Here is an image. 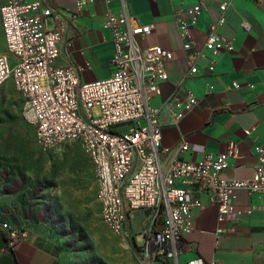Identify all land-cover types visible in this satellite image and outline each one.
Returning a JSON list of instances; mask_svg holds the SVG:
<instances>
[{
	"label": "built area",
	"instance_id": "obj_1",
	"mask_svg": "<svg viewBox=\"0 0 264 264\" xmlns=\"http://www.w3.org/2000/svg\"><path fill=\"white\" fill-rule=\"evenodd\" d=\"M116 1L118 13L109 12L104 23L115 46L112 74L91 82L81 79L74 63L58 65L63 27L50 28L47 21L59 19V11L44 0L2 4L5 52L0 53V88L12 82L25 99V116L36 126L42 151H57L71 142L83 146L96 171L103 221L117 234H128L143 224L141 246L136 244L135 249L139 262L148 264L178 257L186 250L184 239L195 230L194 212L205 209L195 192L218 207L221 223L236 212L239 193L264 195V146L258 148L257 164L247 179L224 176L230 158L238 154L235 145L216 155L193 148L204 154L201 161L167 160L172 151L184 153L190 147L184 140L173 148L163 146L162 110L173 106L178 112L176 119H180L199 100L190 92L183 99L173 98L163 109L151 107V100L162 94V84L170 79L168 65L176 55L159 45L143 47L141 41L153 34L155 25L143 24L132 14L131 0ZM93 2L80 0L78 8L85 9ZM204 8L202 2L181 4L174 13L189 77L198 74L200 62L214 72L221 55L233 50L232 41L221 33L228 3L220 6V16L204 44L194 38L192 30ZM78 17L71 15L75 21ZM243 25L250 29L248 23ZM233 86L239 88L238 83ZM95 108L100 110L98 118ZM255 209L248 207L246 213L251 215ZM261 209L264 211V205ZM3 227L9 229L11 242L20 239L8 224Z\"/></svg>",
	"mask_w": 264,
	"mask_h": 264
},
{
	"label": "crops",
	"instance_id": "obj_2",
	"mask_svg": "<svg viewBox=\"0 0 264 264\" xmlns=\"http://www.w3.org/2000/svg\"><path fill=\"white\" fill-rule=\"evenodd\" d=\"M44 1L61 13L59 19L51 17L47 21L50 28L63 27L58 65L74 63L83 81L109 78L115 46L112 33L104 23L109 12L118 13L119 3L116 0H94L79 10L80 0ZM200 2L206 8L192 30L194 38L200 45L204 44L212 23L220 16V6L228 3L224 13L226 25L221 33L232 41L233 50L221 55L214 72H209L205 63L200 62L198 74L189 77L174 13L181 4L192 6ZM259 2L130 1L131 12L141 23L155 25L153 34L141 41L142 46L159 45L176 55L168 65L170 79L162 84V94L151 100V107L163 109L173 98L183 99L190 92L199 100L180 119H176L178 112L173 106L162 110L163 146L173 148L184 140L190 147L184 153L172 151L167 160L201 161L204 154L193 151V148H204L207 154L216 155L235 145L238 154L230 158L224 176L235 179L252 176L258 161V148L264 146V8ZM72 14L79 15L76 21L71 18ZM244 22L249 24V30L245 29ZM183 77L186 78L182 80ZM233 83H238L239 88H234ZM194 195L205 204V209L194 212L195 230L186 238V250L178 257L147 261L148 264H209L212 261L264 264V211L261 209L264 195L239 193L236 212L223 223L218 220L216 205L204 195L196 192ZM252 206L256 209L249 215L246 209ZM218 230L222 231L219 237L216 235ZM61 261L59 245L54 241L30 236L11 242L8 232L0 227V264H62Z\"/></svg>",
	"mask_w": 264,
	"mask_h": 264
},
{
	"label": "rangeland",
	"instance_id": "obj_3",
	"mask_svg": "<svg viewBox=\"0 0 264 264\" xmlns=\"http://www.w3.org/2000/svg\"><path fill=\"white\" fill-rule=\"evenodd\" d=\"M7 1L0 0V7ZM25 107L12 82L0 88V227L9 234L3 227L8 224L22 239L54 241L62 264H141L135 246H141L144 225L130 234L115 233L102 219L96 171L83 146L71 142L42 151ZM93 113L100 117L99 108Z\"/></svg>",
	"mask_w": 264,
	"mask_h": 264
},
{
	"label": "trees",
	"instance_id": "obj_4",
	"mask_svg": "<svg viewBox=\"0 0 264 264\" xmlns=\"http://www.w3.org/2000/svg\"><path fill=\"white\" fill-rule=\"evenodd\" d=\"M189 236V235H188ZM5 238H6V240H8L7 239V236H6V234H5ZM187 238V237H186ZM186 238L184 239V242L186 243ZM210 264V263H209Z\"/></svg>",
	"mask_w": 264,
	"mask_h": 264
}]
</instances>
